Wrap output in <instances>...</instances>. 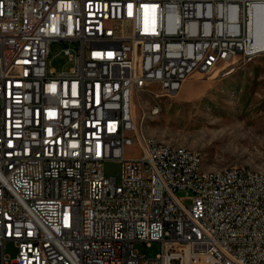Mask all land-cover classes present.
Returning <instances> with one entry per match:
<instances>
[{
  "label": "built area",
  "instance_id": "1",
  "mask_svg": "<svg viewBox=\"0 0 264 264\" xmlns=\"http://www.w3.org/2000/svg\"><path fill=\"white\" fill-rule=\"evenodd\" d=\"M262 14L264 0H0V264H264V179H212L197 153L140 138L133 111L153 84L175 95L264 54ZM55 42L68 72L49 68Z\"/></svg>",
  "mask_w": 264,
  "mask_h": 264
},
{
  "label": "rangeland",
  "instance_id": "2",
  "mask_svg": "<svg viewBox=\"0 0 264 264\" xmlns=\"http://www.w3.org/2000/svg\"><path fill=\"white\" fill-rule=\"evenodd\" d=\"M63 48L62 42L51 47L49 68L57 74L74 66ZM153 108L159 113L154 114ZM133 111L143 138L201 152L205 170L241 165L264 174V54L246 61L237 57L209 74L195 72L175 95H167L159 84H153L136 97ZM142 154L135 143L126 148L124 156L133 159ZM122 173V162H105L107 178L119 183ZM177 195L188 194L180 190ZM134 248L150 258L162 251L158 242L148 247L137 242ZM5 254L9 261L16 258L13 242L6 243Z\"/></svg>",
  "mask_w": 264,
  "mask_h": 264
},
{
  "label": "bare ground",
  "instance_id": "3",
  "mask_svg": "<svg viewBox=\"0 0 264 264\" xmlns=\"http://www.w3.org/2000/svg\"><path fill=\"white\" fill-rule=\"evenodd\" d=\"M256 42L258 45L264 46V15H260L259 16V22H258V26H257V34H256ZM158 110V109H156ZM154 112V111H153ZM138 135H140V138H143V136L140 134V132H138ZM148 140H155L153 138H147ZM156 144H158L159 146H164V147H168L169 149H171V151H178L181 153H197V168H199L201 170V172H205L207 173L209 176L212 177V179H221L222 176L225 175V168L223 169H219V170H205L203 168V156L201 154V152L184 147V146H176L167 142H161L156 140ZM240 166V171L242 172H247V173H251L253 175H255V177H260L262 179H264V174L261 172H258L256 170H254L251 167L248 166Z\"/></svg>",
  "mask_w": 264,
  "mask_h": 264
}]
</instances>
